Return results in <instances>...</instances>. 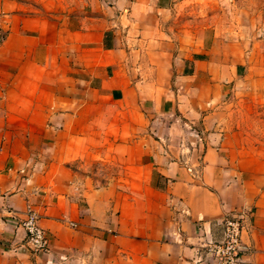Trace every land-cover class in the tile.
<instances>
[{
  "label": "crops",
  "instance_id": "0c3cea01",
  "mask_svg": "<svg viewBox=\"0 0 264 264\" xmlns=\"http://www.w3.org/2000/svg\"><path fill=\"white\" fill-rule=\"evenodd\" d=\"M0 12V264H220L200 244L221 239L220 221L243 208V264H264V188L229 165L210 130L242 49L218 61L214 45L186 41L192 9L181 0H78L59 13L0 0ZM118 115L130 129L116 144ZM96 124L105 134H89ZM140 130L149 134L134 139ZM116 158L127 184L92 186L73 167ZM28 208L49 254L29 247Z\"/></svg>",
  "mask_w": 264,
  "mask_h": 264
},
{
  "label": "rangeland",
  "instance_id": "374dc122",
  "mask_svg": "<svg viewBox=\"0 0 264 264\" xmlns=\"http://www.w3.org/2000/svg\"><path fill=\"white\" fill-rule=\"evenodd\" d=\"M37 1L41 8L59 13L74 6L78 0ZM181 2L184 7L192 9V13H186L180 22L186 41L193 33L201 38V48L209 49L214 45L213 54L218 61L224 58L226 50L237 47L243 50L245 65L234 79L224 82V96L210 114L214 120V127L210 130L222 135L229 165L242 170L244 179L264 188V0ZM203 36H206L204 41ZM123 119L122 115L116 116V144L121 132L129 133L130 128ZM106 129L96 124L88 128V132L98 136L105 134ZM134 134V139L139 140L149 132L140 130ZM142 144L146 143L137 144L138 150ZM108 145V142L98 144L94 149L104 150ZM73 167L78 171V179L88 180L92 186L105 185L114 178L117 183L127 184L129 177L126 160L119 158L110 161L80 159Z\"/></svg>",
  "mask_w": 264,
  "mask_h": 264
},
{
  "label": "built area",
  "instance_id": "2783aa9c",
  "mask_svg": "<svg viewBox=\"0 0 264 264\" xmlns=\"http://www.w3.org/2000/svg\"><path fill=\"white\" fill-rule=\"evenodd\" d=\"M7 36L5 22L0 15V48ZM21 225L26 231L27 242L34 254H49L50 244L46 229L41 225L40 215L28 208ZM222 238L200 244V250L214 257L220 264H243V257L252 252V245L244 242L243 234L250 226V211L243 208L230 212L220 221Z\"/></svg>",
  "mask_w": 264,
  "mask_h": 264
}]
</instances>
